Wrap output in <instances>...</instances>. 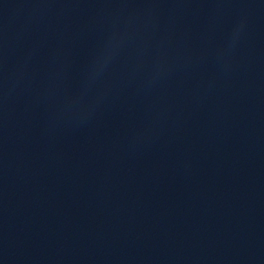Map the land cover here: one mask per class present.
Listing matches in <instances>:
<instances>
[{
    "label": "water",
    "instance_id": "obj_1",
    "mask_svg": "<svg viewBox=\"0 0 264 264\" xmlns=\"http://www.w3.org/2000/svg\"><path fill=\"white\" fill-rule=\"evenodd\" d=\"M0 264H264V0H0Z\"/></svg>",
    "mask_w": 264,
    "mask_h": 264
}]
</instances>
